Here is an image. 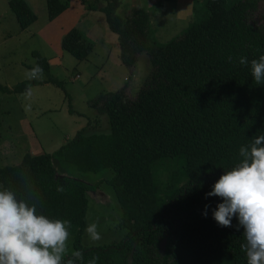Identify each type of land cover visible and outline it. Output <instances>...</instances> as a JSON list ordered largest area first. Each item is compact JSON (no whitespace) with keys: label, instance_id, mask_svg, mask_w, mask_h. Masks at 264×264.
Wrapping results in <instances>:
<instances>
[{"label":"trees","instance_id":"trees-1","mask_svg":"<svg viewBox=\"0 0 264 264\" xmlns=\"http://www.w3.org/2000/svg\"><path fill=\"white\" fill-rule=\"evenodd\" d=\"M70 1L47 0L48 20ZM261 2L206 0L201 17L164 44L153 41L145 8L120 15L119 0L83 2L105 13L131 74L89 102L110 131L81 129L55 155L82 172L114 170L110 184L129 232L118 243L83 247L87 193L98 185L61 176L49 153H27L0 168V264H36L28 250L59 228L75 235V251L48 264H264V24L248 21ZM9 6L21 30L38 20L26 0ZM95 44L76 27L61 40L79 61ZM143 53L152 68L130 97ZM34 54L33 71L62 87L48 60ZM38 82L0 84V91L25 93Z\"/></svg>","mask_w":264,"mask_h":264},{"label":"rangeland","instance_id":"rangeland-1","mask_svg":"<svg viewBox=\"0 0 264 264\" xmlns=\"http://www.w3.org/2000/svg\"><path fill=\"white\" fill-rule=\"evenodd\" d=\"M26 1L38 20L21 30L10 9V0H0V84L12 90L24 81L36 78L40 82L25 93L0 91V168L19 164L27 153L53 155L61 176L99 187L87 193V224L81 236L82 246L93 248L118 243L129 230L120 224L125 214L110 184L115 177L114 170L82 172L55 155L81 129L85 128L90 134L110 131L108 117L97 115L89 102L102 93L122 88L130 78V69L120 62L118 36L109 28L105 13L85 8L84 1L93 3L94 0H71L69 8L54 21L48 20L47 0ZM205 1L119 0L118 14L145 8L151 18L153 41L164 44L201 17ZM73 3L83 4L82 10L73 9ZM104 5L103 1L99 2V6ZM248 21L254 26L264 24V0ZM75 27L96 43L94 51L84 61L61 48L62 38ZM34 53L48 60L51 73L63 83L62 87L44 83L46 76L33 71L37 60ZM151 68L149 55L141 54L131 78L130 97L137 94ZM70 108L74 114L69 112ZM11 147L13 149L4 155L5 148ZM162 171L163 180L166 174L173 177L178 172L177 169L175 173ZM74 241L75 235L59 228L45 244L29 249L27 256L36 264L61 260L75 251Z\"/></svg>","mask_w":264,"mask_h":264},{"label":"crops","instance_id":"crops-1","mask_svg":"<svg viewBox=\"0 0 264 264\" xmlns=\"http://www.w3.org/2000/svg\"><path fill=\"white\" fill-rule=\"evenodd\" d=\"M73 6H74V8L73 9H80V10H82V5H78V4H76V3H73L72 4ZM58 19V18H57ZM94 51V50H93ZM51 66V65H50ZM32 78H34V75L32 76ZM36 79V78H35ZM125 79H127V78H125ZM96 112V111H95ZM10 147V146H9ZM13 149V147H11V148H5V150H6V152L4 153V155L5 154H8L9 153V151L10 150H12Z\"/></svg>","mask_w":264,"mask_h":264},{"label":"water","instance_id":"water-1","mask_svg":"<svg viewBox=\"0 0 264 264\" xmlns=\"http://www.w3.org/2000/svg\"><path fill=\"white\" fill-rule=\"evenodd\" d=\"M165 249V242L162 243V251Z\"/></svg>","mask_w":264,"mask_h":264}]
</instances>
